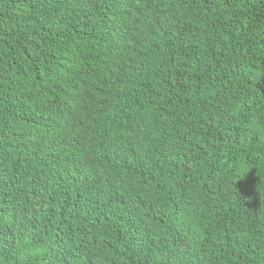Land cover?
<instances>
[{"label": "trees", "instance_id": "16d2710c", "mask_svg": "<svg viewBox=\"0 0 264 264\" xmlns=\"http://www.w3.org/2000/svg\"><path fill=\"white\" fill-rule=\"evenodd\" d=\"M0 264H264V0H0Z\"/></svg>", "mask_w": 264, "mask_h": 264}]
</instances>
